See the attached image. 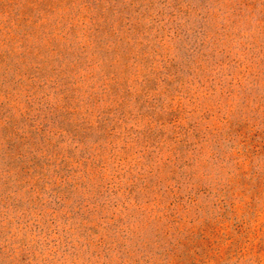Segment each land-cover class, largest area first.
<instances>
[{
	"label": "rangeland",
	"instance_id": "374dc122",
	"mask_svg": "<svg viewBox=\"0 0 264 264\" xmlns=\"http://www.w3.org/2000/svg\"><path fill=\"white\" fill-rule=\"evenodd\" d=\"M0 264H264V0H0Z\"/></svg>",
	"mask_w": 264,
	"mask_h": 264
}]
</instances>
